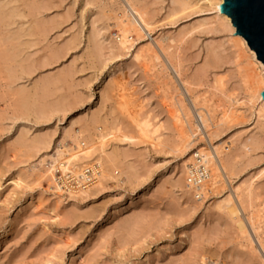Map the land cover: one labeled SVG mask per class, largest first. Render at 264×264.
<instances>
[{"label": "rangeland", "instance_id": "rangeland-1", "mask_svg": "<svg viewBox=\"0 0 264 264\" xmlns=\"http://www.w3.org/2000/svg\"><path fill=\"white\" fill-rule=\"evenodd\" d=\"M172 1L0 0V264H264V117L247 84L261 74L207 2L177 15ZM129 4L148 28L121 45ZM104 127L121 136L92 154L100 177L53 171L78 131ZM199 150L227 167L204 191L187 185ZM229 196L253 248L217 209Z\"/></svg>", "mask_w": 264, "mask_h": 264}, {"label": "bare ground", "instance_id": "bare-ground-1", "mask_svg": "<svg viewBox=\"0 0 264 264\" xmlns=\"http://www.w3.org/2000/svg\"><path fill=\"white\" fill-rule=\"evenodd\" d=\"M204 2H207L209 4V10L213 11L212 5L215 2V0H203ZM172 5L176 7L174 14H196L197 11V4H192L190 0H173ZM129 10L131 11L130 15L125 17V20H121L118 22L117 25V38L119 39V43L121 45H124L126 43L127 34L132 30L134 31H141L143 28H148V23L146 19L144 18V14L141 12V10L137 9L132 4L128 5ZM208 25L205 22L199 23L198 27H205ZM232 42V41H231ZM233 44V42H232ZM238 52V51H237ZM239 58V55L236 56ZM248 81L247 84L250 85L249 93L250 98L252 102H258L260 104L259 113L261 116L264 117V99L261 95V90L264 89V79L261 78V76H253L251 74L247 75ZM262 85V87H261ZM196 117L200 123V125L203 127V129L207 130L210 126L209 120L207 117V111L205 112L204 109L197 108L195 109ZM182 124H184V121L180 119ZM189 129L191 130L192 124L189 120H187ZM198 128V126H196ZM103 133H98L99 135H96V139L88 138L85 136V131L80 130L78 131V135L74 138L76 147L73 150L66 151L65 149H62V154L58 158V160L55 161L54 166H52L53 171H59L62 175L66 176L70 174V176L67 178L68 180L73 179L75 184H80L78 177H80L83 181H89L93 180L95 177H100L104 172V167L98 162H92L91 156L94 152L100 150L103 152L104 147L106 146L107 141L109 140V137L111 136H121L120 130L118 129H108L107 127H104L103 130H99ZM98 131V132H99ZM147 132L142 131L140 135H145ZM143 135V137H144ZM149 136V135H148ZM141 137V136H140ZM142 137V139H143ZM181 140V147L185 148L188 146L190 142V135L185 134L184 132H181L180 135ZM146 138V137H144ZM82 139L81 141H79ZM141 139V140H142ZM150 140V138H146ZM85 141V143H84ZM151 141V140H150ZM220 153L218 151L210 152V151H197L191 158L195 160L196 163L190 164V169L188 170V175L190 177H197V185L189 184L190 187H197L200 191L206 190V187H210L211 185L215 184V180L217 178H225L227 177V167L221 160H219ZM81 160H88L86 161L88 164L82 166V167H76V162ZM88 170L91 172V174L88 175ZM53 173V172H52ZM200 174H202L203 178L200 177ZM193 175V176H192ZM19 181V180H18ZM19 183L16 181L15 184L19 185ZM64 182V181H63ZM65 187L70 188L68 183H64ZM79 186V185H78ZM204 193H200L197 196L203 197ZM236 197L242 206L243 205L241 200V197L238 195V191L236 190ZM219 211H225L227 215L230 217V219L238 224V229L242 234H246L247 237V243L250 248H253L254 242L248 237L247 228L242 222L240 211L238 210L237 206L235 205V202L231 198V196L228 197L224 201L223 204L219 205L217 207ZM245 211V209H243ZM250 229L253 231L254 226L250 222L249 223ZM262 253L264 255V248L262 247ZM263 255L262 258H263Z\"/></svg>", "mask_w": 264, "mask_h": 264}, {"label": "snow or ice", "instance_id": "snow-or-ice-1", "mask_svg": "<svg viewBox=\"0 0 264 264\" xmlns=\"http://www.w3.org/2000/svg\"><path fill=\"white\" fill-rule=\"evenodd\" d=\"M212 9L218 30L242 52L240 62L254 64L264 79V0L259 8L252 0H215Z\"/></svg>", "mask_w": 264, "mask_h": 264}, {"label": "built area", "instance_id": "built-area-1", "mask_svg": "<svg viewBox=\"0 0 264 264\" xmlns=\"http://www.w3.org/2000/svg\"><path fill=\"white\" fill-rule=\"evenodd\" d=\"M200 177L203 178L202 174H200ZM196 179H197V177H189L187 180V185H189V184L197 185L198 181Z\"/></svg>", "mask_w": 264, "mask_h": 264}, {"label": "water", "instance_id": "water-1", "mask_svg": "<svg viewBox=\"0 0 264 264\" xmlns=\"http://www.w3.org/2000/svg\"><path fill=\"white\" fill-rule=\"evenodd\" d=\"M255 7L259 8L261 6L262 0H252ZM264 99V96H262Z\"/></svg>", "mask_w": 264, "mask_h": 264}]
</instances>
